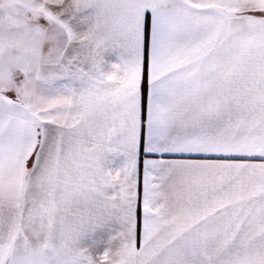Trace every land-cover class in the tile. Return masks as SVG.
<instances>
[{"label":"snow or ice","instance_id":"snow-or-ice-1","mask_svg":"<svg viewBox=\"0 0 264 264\" xmlns=\"http://www.w3.org/2000/svg\"><path fill=\"white\" fill-rule=\"evenodd\" d=\"M0 264H264V0H0Z\"/></svg>","mask_w":264,"mask_h":264}]
</instances>
